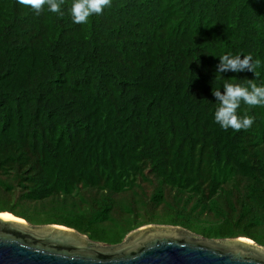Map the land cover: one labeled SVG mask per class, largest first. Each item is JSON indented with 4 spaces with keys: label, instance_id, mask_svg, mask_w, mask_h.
<instances>
[{
    "label": "trees",
    "instance_id": "1",
    "mask_svg": "<svg viewBox=\"0 0 264 264\" xmlns=\"http://www.w3.org/2000/svg\"><path fill=\"white\" fill-rule=\"evenodd\" d=\"M72 2L0 0V214L109 246L162 225L264 248V106L225 131L212 95L264 85V0H112L83 25ZM224 54L262 64L222 78Z\"/></svg>",
    "mask_w": 264,
    "mask_h": 264
},
{
    "label": "water",
    "instance_id": "2",
    "mask_svg": "<svg viewBox=\"0 0 264 264\" xmlns=\"http://www.w3.org/2000/svg\"><path fill=\"white\" fill-rule=\"evenodd\" d=\"M0 264H264V248L162 225L142 227L109 246L72 229L33 226L0 214Z\"/></svg>",
    "mask_w": 264,
    "mask_h": 264
},
{
    "label": "clouds",
    "instance_id": "3",
    "mask_svg": "<svg viewBox=\"0 0 264 264\" xmlns=\"http://www.w3.org/2000/svg\"><path fill=\"white\" fill-rule=\"evenodd\" d=\"M18 3L27 6L37 15L47 5L49 12L57 14L61 18L64 16L62 10L64 0H18ZM111 5L112 0H73L70 9L72 23L77 25L86 24L90 17L102 15L105 9L110 8ZM218 60L216 75L220 76L226 72L235 74L248 71L254 73L255 69L262 64L261 60H254L251 54H224L219 56ZM222 89L223 94L220 89L212 92L216 102L219 103V107L214 113L215 122L225 131L231 128L233 131L239 132L251 128L254 124V118L247 114L241 116L237 110L242 102L252 107L264 106V85L257 86L256 83L249 80L248 86L225 83Z\"/></svg>",
    "mask_w": 264,
    "mask_h": 264
}]
</instances>
